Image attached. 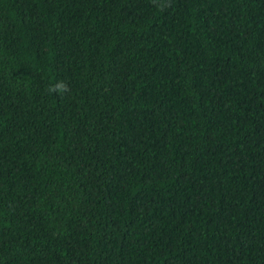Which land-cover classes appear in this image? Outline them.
<instances>
[{
	"label": "trees",
	"instance_id": "trees-1",
	"mask_svg": "<svg viewBox=\"0 0 264 264\" xmlns=\"http://www.w3.org/2000/svg\"><path fill=\"white\" fill-rule=\"evenodd\" d=\"M0 264H264V0H0Z\"/></svg>",
	"mask_w": 264,
	"mask_h": 264
},
{
	"label": "clouds",
	"instance_id": "clouds-1",
	"mask_svg": "<svg viewBox=\"0 0 264 264\" xmlns=\"http://www.w3.org/2000/svg\"><path fill=\"white\" fill-rule=\"evenodd\" d=\"M153 6L156 7L158 10H163V8L167 4V0H152ZM47 91L49 93H54L57 95H63L67 92H69L68 85L63 80H58L55 83L51 84Z\"/></svg>",
	"mask_w": 264,
	"mask_h": 264
}]
</instances>
